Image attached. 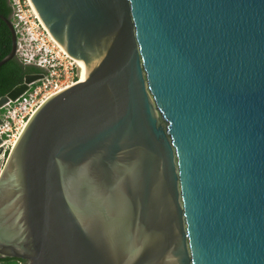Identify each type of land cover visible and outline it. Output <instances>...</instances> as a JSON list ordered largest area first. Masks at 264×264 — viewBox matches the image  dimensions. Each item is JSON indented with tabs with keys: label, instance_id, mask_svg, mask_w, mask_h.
<instances>
[{
	"label": "water",
	"instance_id": "water-1",
	"mask_svg": "<svg viewBox=\"0 0 264 264\" xmlns=\"http://www.w3.org/2000/svg\"><path fill=\"white\" fill-rule=\"evenodd\" d=\"M30 1L88 74L0 170V256L264 264V0Z\"/></svg>",
	"mask_w": 264,
	"mask_h": 264
},
{
	"label": "built area",
	"instance_id": "built-area-1",
	"mask_svg": "<svg viewBox=\"0 0 264 264\" xmlns=\"http://www.w3.org/2000/svg\"><path fill=\"white\" fill-rule=\"evenodd\" d=\"M8 1L16 35L15 56L23 65L35 67L36 72L44 76L30 83L29 88L18 98L8 100L0 107V148L3 147L0 170L41 104L83 77V69L78 60L51 35L32 2Z\"/></svg>",
	"mask_w": 264,
	"mask_h": 264
},
{
	"label": "trees",
	"instance_id": "trees-1",
	"mask_svg": "<svg viewBox=\"0 0 264 264\" xmlns=\"http://www.w3.org/2000/svg\"><path fill=\"white\" fill-rule=\"evenodd\" d=\"M0 13L9 17L11 7L7 0H0ZM12 47L11 33L5 22L0 18V60L6 56ZM33 66L23 65L17 58H14L0 67V97L12 90L16 85L23 82L29 72H36ZM25 260L11 257H1L0 264H18Z\"/></svg>",
	"mask_w": 264,
	"mask_h": 264
},
{
	"label": "bare ground",
	"instance_id": "bare-ground-1",
	"mask_svg": "<svg viewBox=\"0 0 264 264\" xmlns=\"http://www.w3.org/2000/svg\"><path fill=\"white\" fill-rule=\"evenodd\" d=\"M59 43V42H58ZM60 44V43H59ZM61 45V44H60ZM62 46V45H61ZM63 47V46H62ZM64 48V47H63ZM65 49V48H64ZM66 50V49H65ZM78 62L80 63V66L82 67V69H83V77H82V79H84V78H86L87 77V74H88V72H87V67H86V65H85V62H82V61H80V60H78Z\"/></svg>",
	"mask_w": 264,
	"mask_h": 264
},
{
	"label": "flooded vegetation",
	"instance_id": "flooded-vegetation-1",
	"mask_svg": "<svg viewBox=\"0 0 264 264\" xmlns=\"http://www.w3.org/2000/svg\"><path fill=\"white\" fill-rule=\"evenodd\" d=\"M8 1V0H7ZM8 4H9V1H8ZM10 6V5H9ZM9 19H10V21H11V15L8 17ZM12 22V21H11ZM5 24H6V22H5ZM7 25V24H6ZM7 27H8V25H7ZM9 28V27H8ZM10 30V29H9ZM11 33V32H10ZM29 73H31V72H29ZM11 91V90H10ZM7 94V93H6ZM2 97V96H1ZM19 259V258H18ZM23 260V259H22ZM21 262V261H20ZM22 263H24V262H22Z\"/></svg>",
	"mask_w": 264,
	"mask_h": 264
}]
</instances>
